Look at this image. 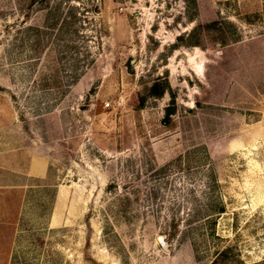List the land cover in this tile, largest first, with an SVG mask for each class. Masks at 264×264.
Returning a JSON list of instances; mask_svg holds the SVG:
<instances>
[{"label":"rangeland","instance_id":"obj_1","mask_svg":"<svg viewBox=\"0 0 264 264\" xmlns=\"http://www.w3.org/2000/svg\"><path fill=\"white\" fill-rule=\"evenodd\" d=\"M263 43L264 0H0V104L50 154L0 264H264Z\"/></svg>","mask_w":264,"mask_h":264},{"label":"crops","instance_id":"obj_2","mask_svg":"<svg viewBox=\"0 0 264 264\" xmlns=\"http://www.w3.org/2000/svg\"><path fill=\"white\" fill-rule=\"evenodd\" d=\"M231 43L229 45H234ZM258 54L255 51L252 56L257 57V61L250 60L251 56H246L247 61L243 66L245 72L253 73L256 71L257 64L262 63V53L264 51V43L258 44ZM250 57V58H249ZM246 60V59H245ZM241 66V65H240ZM264 68V65H262ZM250 86L232 87L229 92L232 95L237 91V95L245 93L249 94ZM242 89V93L241 92ZM244 89V91H243ZM232 90V91H231ZM248 91V94H246ZM258 107H248V110L255 111ZM263 111V109H261ZM20 123L16 121L13 114L8 110L5 98L0 104V189L7 187H24L25 190H31L36 187L39 181H44L48 177L49 170V141L39 144L33 143L30 137H27L21 132ZM23 188V189H24Z\"/></svg>","mask_w":264,"mask_h":264},{"label":"trees","instance_id":"obj_3","mask_svg":"<svg viewBox=\"0 0 264 264\" xmlns=\"http://www.w3.org/2000/svg\"><path fill=\"white\" fill-rule=\"evenodd\" d=\"M210 23H212V24H213V21H212V22H210ZM152 91H153V92H155V84H153V86H152ZM159 92H161V90H159ZM222 252H224V250H222ZM211 264H213V263H211Z\"/></svg>","mask_w":264,"mask_h":264},{"label":"water","instance_id":"obj_4","mask_svg":"<svg viewBox=\"0 0 264 264\" xmlns=\"http://www.w3.org/2000/svg\"><path fill=\"white\" fill-rule=\"evenodd\" d=\"M159 241H160L161 245H162L163 247H165L166 242L163 241V240L161 239V237L159 238Z\"/></svg>","mask_w":264,"mask_h":264}]
</instances>
